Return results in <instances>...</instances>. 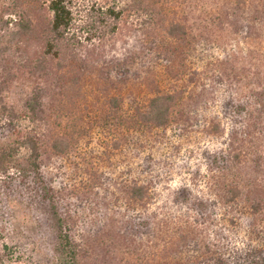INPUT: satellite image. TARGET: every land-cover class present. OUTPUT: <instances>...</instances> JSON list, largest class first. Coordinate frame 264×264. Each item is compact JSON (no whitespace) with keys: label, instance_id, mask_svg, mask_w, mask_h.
<instances>
[{"label":"rangeland","instance_id":"374dc122","mask_svg":"<svg viewBox=\"0 0 264 264\" xmlns=\"http://www.w3.org/2000/svg\"><path fill=\"white\" fill-rule=\"evenodd\" d=\"M142 1L145 11L132 0H73L74 66L53 60L34 76L12 63L20 54L5 33L0 112H19L39 87L44 113L35 124L19 120L42 142L40 176L18 172L24 148L0 172L4 264H56L51 204L79 264H167L171 228L222 212L220 189L263 155L264 0ZM108 8L120 17L103 24ZM157 96H171L159 104L168 106L163 126L146 115ZM56 138L67 151L51 149ZM12 139L0 128V147Z\"/></svg>","mask_w":264,"mask_h":264},{"label":"trees","instance_id":"16d2710c","mask_svg":"<svg viewBox=\"0 0 264 264\" xmlns=\"http://www.w3.org/2000/svg\"><path fill=\"white\" fill-rule=\"evenodd\" d=\"M132 1L137 10L145 11V3L142 0ZM8 2L0 7V34H3L0 36V52L5 53L9 49L7 45L1 47L5 33L13 32L16 38L13 47L20 54V57L12 59L17 69L22 66L34 76L38 71L44 70L49 61L66 60V57H69L68 60L74 66L77 56L74 53L75 44L80 41L74 31L76 23L73 0H8ZM103 14L100 20L103 24L110 18L116 20L120 17V12H116L114 8L106 9ZM168 34L173 36L171 28ZM31 43L35 44V51L32 56L28 52V56H25L26 49L23 47L27 48ZM4 58L6 60L7 57L4 56L3 60ZM4 80L8 81L9 77ZM41 89L32 87L27 91L19 112L14 107L5 105L1 107L0 128H6V132L13 138L0 147L2 173L14 165L16 153L24 148L28 154L25 164L18 165V172L26 176L32 171L36 176H40L37 170L42 142L39 143L35 131L34 133L23 131L19 120L24 118L30 124H35L41 118L44 113ZM169 100L171 96H157L151 99L146 115H149L153 125L165 124L168 106L160 108L159 104ZM49 145L52 150L60 153H64L69 147L63 138L53 139ZM256 154L255 151L251 156L255 157ZM234 155L231 163L235 165L239 162V157ZM247 157L245 155V158ZM249 161V172H236L227 183L226 189H220L222 197L215 206H220L222 212L213 216L206 214L202 221H191L187 218L171 228L166 245L167 264H264V153ZM229 166L233 167L230 163ZM219 170L224 172V167L221 166ZM41 190L47 201H51L49 188L41 185ZM133 192L136 193V190L133 189ZM200 206L206 209L205 204ZM51 214L56 229L54 248L56 264H79V246L69 236L62 217L52 204ZM1 247L0 264H4L2 251L6 249V245L3 244ZM183 251L187 254L180 258Z\"/></svg>","mask_w":264,"mask_h":264}]
</instances>
